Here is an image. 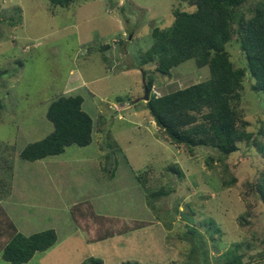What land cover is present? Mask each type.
<instances>
[{"label":"rangeland","instance_id":"1","mask_svg":"<svg viewBox=\"0 0 264 264\" xmlns=\"http://www.w3.org/2000/svg\"><path fill=\"white\" fill-rule=\"evenodd\" d=\"M254 1L243 6L247 16ZM175 8L193 9L181 0H0V156L12 163L0 162V209L25 235L51 228L57 236L23 264H233L237 256L264 264L255 184L264 187V152L243 142L229 155L169 144L145 108L148 78L149 96H158L209 77L193 58L167 74L143 62L152 28L168 26ZM234 38L226 48L242 66ZM243 83L246 129L264 130V95L247 75ZM73 94L92 118L91 142L21 159L19 150L52 130L49 103ZM98 215L115 221L102 230ZM102 233L116 235L95 241ZM0 264L11 263L0 256Z\"/></svg>","mask_w":264,"mask_h":264},{"label":"trees","instance_id":"2","mask_svg":"<svg viewBox=\"0 0 264 264\" xmlns=\"http://www.w3.org/2000/svg\"><path fill=\"white\" fill-rule=\"evenodd\" d=\"M48 1L52 6L67 7L74 0ZM181 1L193 9L175 8L168 26L152 28V44L144 52L143 62L154 61L155 70L167 74L183 61L193 58L197 67H208L209 77L158 96H149L154 82L148 78L144 84L148 95L145 101L148 115L154 120L163 139L178 147L191 149L204 145L229 155L240 150L238 144L243 142L257 145L260 152H264V143L258 140L259 136L264 137V130L248 131V123L244 121L240 107L245 75L251 81V90L264 95V0H255L248 10V16L243 10L247 0ZM233 36L244 57L242 66L233 64L226 48ZM141 73L144 78L146 71L142 69ZM82 103L80 94L54 98L45 112L52 130L44 138L27 143L19 150L18 156L26 161H35L59 154L72 144L88 145L92 140L93 122L83 110ZM0 162L5 163L8 170L12 168V163L1 156ZM255 184L261 199H264V187L260 180ZM78 205L71 208L75 222H78L79 214L74 215L73 212ZM2 209L0 256L4 261L26 263L35 252L45 251L56 242V233L51 228L27 235L21 233ZM85 209L94 217L89 203ZM94 219L102 223V230L105 226L109 229L108 224L114 220L99 215ZM100 235L95 241L116 234ZM235 258L237 260H233V264H243L240 256ZM80 264L103 262L99 258L89 257Z\"/></svg>","mask_w":264,"mask_h":264},{"label":"water","instance_id":"3","mask_svg":"<svg viewBox=\"0 0 264 264\" xmlns=\"http://www.w3.org/2000/svg\"><path fill=\"white\" fill-rule=\"evenodd\" d=\"M143 99H144L145 101H147V99H148V95H147V91H146L145 87H144V95H143ZM135 100H136V99H135Z\"/></svg>","mask_w":264,"mask_h":264}]
</instances>
